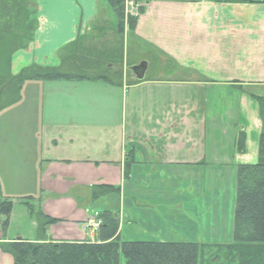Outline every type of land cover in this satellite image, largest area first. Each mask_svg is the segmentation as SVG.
Masks as SVG:
<instances>
[{
  "label": "crops",
  "instance_id": "obj_1",
  "mask_svg": "<svg viewBox=\"0 0 264 264\" xmlns=\"http://www.w3.org/2000/svg\"><path fill=\"white\" fill-rule=\"evenodd\" d=\"M102 1L46 0L33 41L12 56V74L58 66L66 44L90 35L100 50L121 41L122 66L130 53L128 70L144 61L143 77L126 80L121 68L117 84L23 83L18 100L0 110L1 195L55 219L44 232L51 240L95 241L97 231L84 225L93 211L118 216L121 240L196 242L213 216L227 220L224 235L232 236L236 167L258 148L252 95L264 92V3L149 0L119 35L104 0L113 39L100 44L96 36L109 35L99 21H111ZM123 10L126 24L125 0ZM95 186L115 190L95 198ZM110 196L117 210L92 208ZM16 238L0 228V242ZM0 264H14L1 248Z\"/></svg>",
  "mask_w": 264,
  "mask_h": 264
},
{
  "label": "trees",
  "instance_id": "obj_2",
  "mask_svg": "<svg viewBox=\"0 0 264 264\" xmlns=\"http://www.w3.org/2000/svg\"><path fill=\"white\" fill-rule=\"evenodd\" d=\"M105 1L117 18V33L120 35L123 32L124 25L132 30L137 16L128 15L124 24V0ZM132 1L140 4V13L143 3L149 0ZM211 1L264 3V0ZM38 23V9L34 0H0V110L18 100L23 83L29 80L100 78L111 84L121 82V41L100 50L90 35L78 36L73 42L66 44L59 53L60 65L32 64L12 74L13 54L30 45ZM252 97L257 103L261 122L257 160L238 164L236 167L233 237L230 243L219 244V249L233 255L229 264H264V92ZM237 148L239 152H245L242 139ZM109 190L115 188L95 186L93 197L97 198ZM21 203L25 204L30 213H35L38 236L36 240L16 238L0 242L1 250L11 254L14 264H119L120 253L126 264H199L201 258L202 261L205 258L206 244L197 242L121 240L118 216L110 211L101 213L102 223L95 241L47 239L45 228L55 219L33 208L27 201ZM13 204V199L2 196L0 192V227L3 232L7 228Z\"/></svg>",
  "mask_w": 264,
  "mask_h": 264
},
{
  "label": "rangeland",
  "instance_id": "obj_3",
  "mask_svg": "<svg viewBox=\"0 0 264 264\" xmlns=\"http://www.w3.org/2000/svg\"><path fill=\"white\" fill-rule=\"evenodd\" d=\"M34 1L37 6V9H41L40 14H39L40 17L43 16V13H45L44 4L46 0H34ZM103 7H104V10H101L102 13L107 15L111 21H109V19L107 20L106 18H104L105 20L99 21L101 25H103V27L105 28V33L109 35L107 38H104V37H103L104 39L101 38L102 40L99 39L97 35L95 41L96 42L100 41L99 42L100 44H101V41L105 42L107 40L113 39V34L110 35V33H113L111 29H112V22L114 20H112L113 18L110 16L108 6H106V3L104 0L102 1L100 5V8H103ZM39 15H38V20H39ZM129 56H130V53H129ZM129 56L127 57V64L125 61H123V66H122L126 80H130L134 78L131 71L128 70V65L131 62V58ZM15 67L16 66H14L13 69L18 70ZM168 70L169 69L167 68V71ZM154 73H155L154 68L150 66L146 74L148 76H151V75H154ZM260 126H261V122H260ZM252 146H253V142L251 140V149H252ZM250 155H251V163L256 162L257 151H250ZM106 207L112 210H117L119 208L118 197L110 196V197L105 198L103 201L100 200L98 202H95V204L92 205L93 209H97L99 211H101L102 209ZM226 223H227V220L224 219V217H222L220 220L218 219L215 220L213 216L210 223H208L206 219L204 220V224H202L201 229H199V232L197 233L196 242H201V244H206V246L204 247V254H205L206 259L204 258V260L202 261L203 258H201L199 264H208V263L209 264H229V260H231L233 255L226 254L225 250L219 249V244H228L232 241L233 234L232 236H227L229 234L226 233V237L224 235L225 231L229 232V229L227 230L226 228ZM35 225H36L35 213H30L27 207L25 206V204L21 202H15L13 209H12V213L10 215V219L8 220L5 233H6V236L10 238H15V237H22L25 239H30L34 237L37 238L38 231ZM209 231H210V234H209ZM185 240H188V241L191 240L190 242L194 241V239H185ZM119 264H126L125 258L122 253H120L119 255Z\"/></svg>",
  "mask_w": 264,
  "mask_h": 264
},
{
  "label": "built area",
  "instance_id": "obj_4",
  "mask_svg": "<svg viewBox=\"0 0 264 264\" xmlns=\"http://www.w3.org/2000/svg\"><path fill=\"white\" fill-rule=\"evenodd\" d=\"M129 7L130 14H136V6L131 2H127ZM101 224V219L99 218V214L97 212H93L86 220L85 227L90 229L91 231H95Z\"/></svg>",
  "mask_w": 264,
  "mask_h": 264
},
{
  "label": "water",
  "instance_id": "obj_5",
  "mask_svg": "<svg viewBox=\"0 0 264 264\" xmlns=\"http://www.w3.org/2000/svg\"><path fill=\"white\" fill-rule=\"evenodd\" d=\"M145 69H146V62L144 61L130 67V70L133 72L136 79H141L143 77Z\"/></svg>",
  "mask_w": 264,
  "mask_h": 264
}]
</instances>
